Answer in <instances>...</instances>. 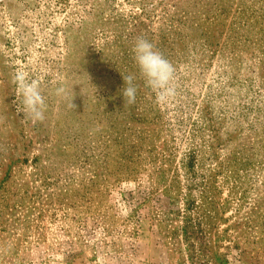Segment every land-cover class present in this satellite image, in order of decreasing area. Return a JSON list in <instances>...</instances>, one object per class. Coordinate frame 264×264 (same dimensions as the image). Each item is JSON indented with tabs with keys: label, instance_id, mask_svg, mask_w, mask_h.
Wrapping results in <instances>:
<instances>
[{
	"label": "rangeland",
	"instance_id": "1",
	"mask_svg": "<svg viewBox=\"0 0 264 264\" xmlns=\"http://www.w3.org/2000/svg\"><path fill=\"white\" fill-rule=\"evenodd\" d=\"M139 36L176 69L168 102ZM0 264H264V0H0Z\"/></svg>",
	"mask_w": 264,
	"mask_h": 264
},
{
	"label": "clouds",
	"instance_id": "2",
	"mask_svg": "<svg viewBox=\"0 0 264 264\" xmlns=\"http://www.w3.org/2000/svg\"><path fill=\"white\" fill-rule=\"evenodd\" d=\"M132 52L140 75L145 85L155 93L156 101L165 103L174 99L177 95L174 65L144 36L136 38ZM122 77L124 84L119 94L123 97L124 106H131L136 102L138 91L136 77L134 75ZM13 83L20 99V111L33 124L42 123L45 120L47 98L43 94L41 81L30 78L24 70L18 69L13 75ZM55 91L57 95L65 93L63 87H58ZM72 101L73 98L69 102V108L75 110L76 105Z\"/></svg>",
	"mask_w": 264,
	"mask_h": 264
}]
</instances>
